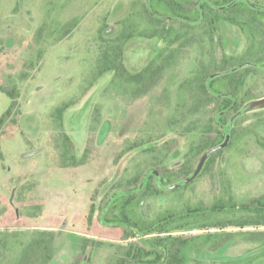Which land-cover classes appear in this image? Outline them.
Returning <instances> with one entry per match:
<instances>
[{
  "label": "rangeland",
  "instance_id": "374dc122",
  "mask_svg": "<svg viewBox=\"0 0 264 264\" xmlns=\"http://www.w3.org/2000/svg\"><path fill=\"white\" fill-rule=\"evenodd\" d=\"M132 1L0 0V87L18 92L0 127V233L21 235L4 264H14L32 233L44 230L50 259L46 264H109L115 252L109 245L124 247L135 240L122 241V229L101 225L96 215L88 224L89 195L95 196L97 209L107 187L140 173L151 155L168 168L185 160L191 136L181 137L177 128L163 126L173 113L178 83L194 69L195 50H185L178 65L143 96L133 97L129 86L112 85L110 73L92 76L101 40L120 32L119 22ZM250 2L264 7V0ZM220 31L224 45L218 54L244 51L245 33L225 23ZM159 47L155 39H132L123 50L124 65L138 72ZM257 102L244 107L246 114L264 109V102ZM64 103L73 105L63 114L61 130L72 140L77 158L86 155L84 164L75 168H60L55 148L54 112ZM10 105L11 98L0 92V117ZM172 140L178 144L168 152L161 143ZM147 141L152 143L136 148ZM155 146L160 152H145ZM216 162V173L198 175L186 187L174 188L175 193L144 196L138 204L141 217L210 202L219 193V171L232 180L240 201L264 196V150L253 137L224 151ZM220 252L217 258L209 244H198L190 254L198 263L190 264H223L225 257L247 256L256 258L241 264H264V241L236 237Z\"/></svg>",
  "mask_w": 264,
  "mask_h": 264
},
{
  "label": "trees",
  "instance_id": "16d2710c",
  "mask_svg": "<svg viewBox=\"0 0 264 264\" xmlns=\"http://www.w3.org/2000/svg\"><path fill=\"white\" fill-rule=\"evenodd\" d=\"M223 23L247 36L242 53H217L224 45L220 31ZM119 26L120 32L115 37L101 40L92 76L99 78L110 73L111 84L122 89L129 86L133 97L143 96L157 87L166 72L178 65L185 50H195L196 63L191 74L178 83L173 113L163 126L166 130L177 128L181 137L191 136L184 162L168 168L158 165L159 162L154 161L157 157L151 155L152 161L130 179L110 186L109 182H104L103 186H109L108 191L97 209L95 196L89 195L85 217L88 224L96 215L101 225L121 228L122 241L135 240L124 247L109 245L115 249L109 264L198 263L190 258L198 244H209L215 256L221 258L220 251L236 237L264 241V196L240 201L234 195L232 180L226 172L219 171L220 178L215 180L219 193L210 202L202 200L165 209L147 219L138 212L139 201L144 196L171 194L186 187L170 188L188 178L208 150L224 142L223 128L233 115L248 103L264 98V7L250 0H133ZM135 38L155 39L161 47L141 70L132 73L124 65L123 50ZM0 92L11 98L9 109L0 117L1 127L18 92L16 88L5 91L2 87ZM72 105L64 103L54 112L58 128L55 148L60 168H75L86 161V155L77 158L72 140L61 130L63 114ZM229 131L227 146L206 161L199 176L216 173V160L246 137H253L264 150V109L238 117ZM149 143L152 142L137 144L136 148ZM177 144V140L161 143L163 147L168 146V152ZM156 147L145 152L154 154L160 150ZM151 171L158 175L151 173L144 181ZM46 233V230L32 233L14 264H46L50 260L46 256ZM20 237V234L0 233V264L6 262L14 240ZM48 240H53L52 232H48ZM97 244L104 243L98 241ZM224 259L227 260H223V264L242 263Z\"/></svg>",
  "mask_w": 264,
  "mask_h": 264
},
{
  "label": "water",
  "instance_id": "95a60500",
  "mask_svg": "<svg viewBox=\"0 0 264 264\" xmlns=\"http://www.w3.org/2000/svg\"><path fill=\"white\" fill-rule=\"evenodd\" d=\"M255 101H258L257 103H263L264 102V98L262 99H259V100H255ZM255 101H252L248 104H252V103H255ZM256 104V103H255ZM247 109L246 108H243L240 112L236 113L235 115H233L229 121H228V124H227V127H224V132H225V140L222 144L208 150L202 157L201 159L199 160L198 162V165L196 166V168L194 169V171L191 173V175L186 178L181 184H176V185H173L172 187H170L171 189L173 188H178L180 186H184L190 182H192L201 172V170L203 169L206 161L211 157L213 156L214 154H216L217 152L223 150L228 142H229V139H230V131H229V128L232 126L233 122L240 116H242L243 114H246L247 113ZM151 173H155L156 175H158L155 171H151L149 172L145 178H144V181L146 180V178L148 177L149 174Z\"/></svg>",
  "mask_w": 264,
  "mask_h": 264
},
{
  "label": "flooded vegetation",
  "instance_id": "af4514ba",
  "mask_svg": "<svg viewBox=\"0 0 264 264\" xmlns=\"http://www.w3.org/2000/svg\"><path fill=\"white\" fill-rule=\"evenodd\" d=\"M225 258H227V257H225ZM255 258L256 257H254V256H251V258H249V256H247L246 257L247 260H245V257L244 258H231V260L233 259V260H238V261H241V262H245V261L246 262H249V260H252L253 261V260H255Z\"/></svg>",
  "mask_w": 264,
  "mask_h": 264
}]
</instances>
